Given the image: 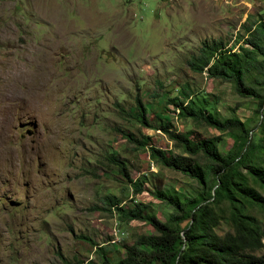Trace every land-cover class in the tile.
Here are the masks:
<instances>
[{
  "label": "rangeland",
  "instance_id": "374dc122",
  "mask_svg": "<svg viewBox=\"0 0 264 264\" xmlns=\"http://www.w3.org/2000/svg\"><path fill=\"white\" fill-rule=\"evenodd\" d=\"M258 18L264 0H0V264L114 262L124 243L151 233L143 221H120L102 197L113 194L124 207L146 203L164 220L171 209L151 191L193 192L196 183L121 132L186 154L162 130L164 121L189 144L217 136L219 149L227 148L226 132L176 116L166 99L183 84L217 116L256 125L264 105L256 110L254 98L193 72L187 59L203 40L239 51L242 24ZM136 98L147 125L135 119ZM109 154L124 160L128 178ZM141 175L144 190L134 194L129 180ZM249 212L264 226L260 210ZM225 230L224 222L216 227Z\"/></svg>",
  "mask_w": 264,
  "mask_h": 264
},
{
  "label": "trees",
  "instance_id": "16d2710c",
  "mask_svg": "<svg viewBox=\"0 0 264 264\" xmlns=\"http://www.w3.org/2000/svg\"><path fill=\"white\" fill-rule=\"evenodd\" d=\"M242 27L246 45H240L239 51L223 50L220 40H203L187 65L193 72L205 71L209 77L230 82L240 97L254 98L259 110L264 105V93L251 81L264 88V20L258 18ZM166 100L178 118L226 132L230 144L219 149L217 136L202 144H189L182 133L168 131L170 124L161 121L168 138L186 153L172 154L151 145L150 136L121 132L135 148L147 145L150 159L194 180L197 188L193 192L173 186L154 188L151 195L171 209L164 220L158 219L146 203L135 201L124 207L115 195H104L102 204L107 211L113 209L123 222L143 221L152 232L124 243L122 256L114 262L103 256L101 264H264V226L249 212L256 208L264 214V113L253 127L235 116L219 117L209 107L208 99L192 97L187 84ZM135 119L147 125L139 98L135 99ZM106 159L128 178L123 159L111 154ZM145 180L143 175L129 180L134 194L144 190ZM220 222L226 225L222 233L216 231Z\"/></svg>",
  "mask_w": 264,
  "mask_h": 264
},
{
  "label": "water",
  "instance_id": "95a60500",
  "mask_svg": "<svg viewBox=\"0 0 264 264\" xmlns=\"http://www.w3.org/2000/svg\"><path fill=\"white\" fill-rule=\"evenodd\" d=\"M30 133V131L29 130H26V134H29Z\"/></svg>",
  "mask_w": 264,
  "mask_h": 264
}]
</instances>
